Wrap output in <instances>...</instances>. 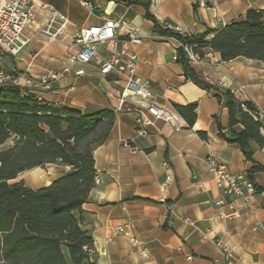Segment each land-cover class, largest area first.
<instances>
[{
	"label": "crops",
	"instance_id": "1",
	"mask_svg": "<svg viewBox=\"0 0 264 264\" xmlns=\"http://www.w3.org/2000/svg\"><path fill=\"white\" fill-rule=\"evenodd\" d=\"M128 1L134 0H34V19L25 30L28 42L16 56H0V68L15 73L17 85L43 100L84 114L105 109L115 113L106 140L93 149L99 181L82 205L81 227L92 236L94 264H214L220 258L216 238L231 249L235 264H264V171L252 174L258 188L253 194L228 196L216 187L206 163L213 156L243 178H248L251 167H264V148L250 142L252 161H248L237 143L219 134H227L228 111L216 96L230 89L238 98L250 99L263 115L264 136V62L242 56L221 61L217 52L203 48L200 63L191 66L213 87L200 88L185 78L176 61V43L155 32L153 21L145 16L148 11L158 26L169 21L195 34L239 20L248 8H263L264 0ZM41 4L54 7L71 23L68 34L58 41H48L40 33L48 16ZM105 17L123 20L142 36L140 44L129 45L138 57L136 74L149 81L154 102L178 115V128L154 119L146 135L135 136L139 107L135 100H127L118 108L119 78L103 76L93 65L68 61L78 51L73 33L101 24ZM97 49L108 53L105 45ZM67 65L72 70L82 68L85 74L63 73ZM51 72L58 77L44 88L42 81ZM192 102L195 121L189 125L173 104ZM122 139H132L137 150L122 147ZM164 162L172 180L161 189ZM67 170L56 164L34 168L32 185H25L32 189L48 185ZM220 213L228 216L220 218ZM118 226L129 228L141 246L134 248L127 236L115 234ZM140 248L146 249L144 256Z\"/></svg>",
	"mask_w": 264,
	"mask_h": 264
},
{
	"label": "trees",
	"instance_id": "2",
	"mask_svg": "<svg viewBox=\"0 0 264 264\" xmlns=\"http://www.w3.org/2000/svg\"><path fill=\"white\" fill-rule=\"evenodd\" d=\"M145 16L153 21L155 32L172 35L160 29L148 11ZM177 38L201 57L202 49L210 48L221 61L242 56L264 62V7L248 8L241 19L220 29ZM176 52L187 80L203 89L213 87L191 66L181 47ZM216 96L228 111L227 134H219L237 143L245 159L252 161L249 143L264 148L263 125L254 117L257 107L230 89ZM173 106L193 124L195 102ZM114 119L111 110L84 114L43 100L17 84L0 86V264H94L92 236L81 227L82 205L95 185L93 149L106 140ZM47 164L68 170L35 189L16 180L19 174ZM256 170L264 167H251L250 180Z\"/></svg>",
	"mask_w": 264,
	"mask_h": 264
},
{
	"label": "built area",
	"instance_id": "3",
	"mask_svg": "<svg viewBox=\"0 0 264 264\" xmlns=\"http://www.w3.org/2000/svg\"><path fill=\"white\" fill-rule=\"evenodd\" d=\"M34 0H0V56H16L20 49L28 42L25 30L34 19ZM40 8L48 12L47 19L40 29V33L48 41H58L61 36L68 34L70 21L67 16L48 4H41ZM159 27L169 31L172 35L167 36L176 43V48L181 47L190 63H200L201 56L193 49L179 40L177 36L186 37L190 34L185 32L179 25L169 21H161ZM165 36V35H164ZM208 38V37H206ZM142 36L130 25L121 19L105 17L101 24L78 28L72 35V43L78 46V51L70 55V63L81 65H93L99 74L106 76L115 74L121 83L118 97V108L125 101L135 100L139 109L135 117L134 134L143 136L148 133L147 127L154 119H161L171 123L175 128L179 127V117L173 111L164 108L152 100L149 81L141 79L136 74L138 57L136 53L129 50V45L140 44ZM105 45L108 50L103 54L97 49V45ZM63 73L76 76L84 75L82 68L72 70L68 65L64 67ZM58 77L57 73H49L42 81L44 88H49V81ZM17 75L0 68V86L6 84H17ZM255 119L261 121L263 115L257 111ZM120 145L130 152H135L137 147L132 139H122ZM207 168L214 176L215 185L223 194L228 196L247 197L255 192V187L249 178H243L231 173L228 168L219 163L213 156L206 158ZM166 169L165 181L160 185L161 189L171 182L172 175L169 172L168 163H163ZM95 177V184L98 183ZM221 203V201H219ZM228 215L220 213V218ZM113 232L127 236L132 247L141 246V240L132 235L126 226H118ZM215 246L220 258L214 264H235L232 251L224 243L223 239L216 238ZM139 254H146L145 248H140Z\"/></svg>",
	"mask_w": 264,
	"mask_h": 264
},
{
	"label": "rangeland",
	"instance_id": "4",
	"mask_svg": "<svg viewBox=\"0 0 264 264\" xmlns=\"http://www.w3.org/2000/svg\"><path fill=\"white\" fill-rule=\"evenodd\" d=\"M50 166H48V168H49ZM45 168V167H44ZM33 172H31V170H29V171H26V172H23V173H21V174H19V176L17 177V179L16 180H23L24 181V183H30V185H32V181H33V179H34V176H33V174H32Z\"/></svg>",
	"mask_w": 264,
	"mask_h": 264
},
{
	"label": "water",
	"instance_id": "5",
	"mask_svg": "<svg viewBox=\"0 0 264 264\" xmlns=\"http://www.w3.org/2000/svg\"><path fill=\"white\" fill-rule=\"evenodd\" d=\"M93 12H94V13H98V11H97V10H94Z\"/></svg>",
	"mask_w": 264,
	"mask_h": 264
}]
</instances>
